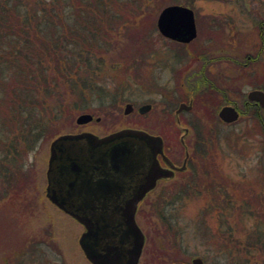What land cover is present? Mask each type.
<instances>
[{"label":"rangeland","instance_id":"rangeland-1","mask_svg":"<svg viewBox=\"0 0 264 264\" xmlns=\"http://www.w3.org/2000/svg\"><path fill=\"white\" fill-rule=\"evenodd\" d=\"M122 1L129 6L121 9L129 22L114 35L112 46L93 58V66H99L93 76L99 92L85 96L89 107L74 111L69 121L60 116L50 135L19 161L23 171L32 175L30 190L20 198L12 197L13 191L0 199V264H54L57 257L44 239L49 234V229H44L47 222L58 228L57 240L67 264H88L77 243L81 226L58 212L45 196L49 149L56 137L81 131L103 136L140 128L161 135L175 159L183 155L178 141L181 133L173 129L172 115L180 102L190 100L183 73L194 67L195 61L181 44L158 33L156 20L163 8L181 5L195 12L197 36L188 45L195 52L220 44L222 34L233 31L234 38L229 41L235 40L249 51V44L257 40L256 25L264 20V16L244 15L238 0ZM251 4L263 8L264 2ZM211 25L215 32L208 35L214 31ZM251 81L244 79V92L251 89ZM75 102L77 98L70 96L63 105H53L58 111ZM127 103L133 105V114H123ZM148 104L150 110L138 119L136 109ZM83 113L100 121L77 126L75 119ZM181 117L189 124L184 125L189 130L187 148L197 135L207 138L204 162L209 167L208 187L166 205L162 215L170 220L174 236L167 233V226L153 215L149 204L142 206L137 222L146 236L143 260L146 264H190L191 259L201 258L204 264H264V135L249 117L232 124L209 123L203 103L193 102L191 111H183ZM184 179L176 176L175 181ZM154 196L151 194L148 202ZM254 236L261 238V243L251 244Z\"/></svg>","mask_w":264,"mask_h":264},{"label":"trees","instance_id":"trees-1","mask_svg":"<svg viewBox=\"0 0 264 264\" xmlns=\"http://www.w3.org/2000/svg\"><path fill=\"white\" fill-rule=\"evenodd\" d=\"M128 7L122 0H0V199L13 191L12 197L20 198L30 190L32 175L19 161L50 135L60 116L69 121L74 111L89 107L84 97L100 90L93 77L99 66H93V58L106 52L129 22L121 11ZM184 86L187 98L206 107L207 82L201 71L186 74ZM255 87L264 90V81ZM70 96L77 102L54 109V103L63 105ZM205 110L208 121L218 120L215 110ZM253 118L264 135L263 113ZM195 142L190 158L198 161L189 163L179 186L165 188L151 204L167 233L172 234L170 220L162 215L166 205L208 187L209 167L203 156L207 138L197 135ZM252 240L261 243L257 236Z\"/></svg>","mask_w":264,"mask_h":264},{"label":"flooded vegetation","instance_id":"flooded-vegetation-1","mask_svg":"<svg viewBox=\"0 0 264 264\" xmlns=\"http://www.w3.org/2000/svg\"><path fill=\"white\" fill-rule=\"evenodd\" d=\"M238 1L241 6L240 10L244 15L264 16V5L263 8H254V5L251 4L257 0ZM258 1L264 2V0ZM192 12L196 28L195 12L193 10ZM210 27L213 29L212 25ZM213 32H215V30H211L208 35ZM234 32L235 31H233L231 35L222 34L221 39H223V41L220 44H216V46H213L212 44L210 47L207 46L206 49L208 50L201 52H195L188 47V45L196 39L197 30L195 38L189 43H181L173 40L169 41L181 44L182 47L187 50L185 53L189 56L192 55L194 58L195 66L187 69L185 72L186 74L194 70H199L204 75L208 90L205 109L207 108L209 112L210 110H215L218 119L215 122L208 121L209 123L232 124L240 118L249 117L259 128H261L259 126L260 123H257L253 118V114L256 113L258 115L261 111L264 115V107H262L259 102L248 100V94L252 91H261L264 93L263 89L255 87L256 83L264 81V20L256 25L255 35L257 40L252 42L251 45L249 44V51L245 52L241 46L237 45L235 40L229 41V39L234 38ZM208 37L210 38L211 36ZM201 57L204 58L203 63L201 62ZM256 69L258 70L256 71ZM185 73H183L184 76L186 75ZM246 77L252 79L249 83L251 89H249L248 92H244L243 90V81ZM181 103H184L187 106L190 105L191 108L187 111H191L193 107V99H190L188 103L180 102L179 105ZM225 107L233 108L236 111L238 117L235 121L227 123L219 117V112ZM138 109L139 108L136 109V112L139 116L136 117L139 119L142 115L139 113ZM183 111L186 110H182L177 115L173 113L175 121L173 129L178 132L180 131L181 133L178 141L179 146L183 148V155L180 159H175L171 156L172 154L170 155L169 146L161 135L140 128L125 129L142 130L151 136L160 137L162 139L163 153L156 154L155 158L151 160L148 158L145 159V161L141 159H137L136 161L129 160L128 169L126 170L115 169L112 164H109V169L107 165L106 169H101L96 158H90L84 155L79 156L78 153H72L69 156L70 150L66 147L60 146L58 148L59 151L56 154L57 157L53 160L50 166L51 169H48L50 159L49 149V158L45 172V196L48 189L49 194L57 193L58 198L66 200V208L72 210L76 216L85 220L88 219V221L94 223L96 233H92L95 235V238L92 239L94 240V251L96 254H106L109 250L115 249L117 254L120 255L118 256L120 261L124 262L126 260V252L130 248V243L126 240L128 237L126 238L124 233H121L120 231L117 233L118 226L123 224L121 207L124 205V202L121 200V197L130 198L132 194H135V192L140 190L145 183V177L153 164L158 170L169 175L158 178L155 181L154 187L145 194L136 207L135 223L143 234V247L137 264H146V259L144 261V257H142L146 236L137 222V219L142 213L140 212V209L143 205L146 206L149 204L151 207V204L157 203L155 200L156 195L164 191L165 188L173 185L179 186V182L175 181L176 176L181 178L182 174L188 171L189 163L192 166L194 162L196 163L198 161L197 157H194V159L190 158L194 149H196V142L190 143L188 148L185 143L189 130L184 125L189 126V124L181 119V113ZM133 113L134 107L130 114ZM91 122L98 123L99 121L97 122L93 120ZM134 123L136 122L134 121ZM84 132L87 131H81L79 133ZM141 145L142 144L139 143L138 140H129V146L133 147L134 150L140 149ZM203 156H206V154ZM119 170L121 172L128 171V173L124 176L119 174ZM107 182H109V184H107ZM118 184L120 185L119 187L115 188V186H113ZM151 194L155 195L154 200L148 202V198ZM49 203L69 220H72L81 226L82 232L78 237L77 243L85 260L88 264H91L79 244L80 237L87 232L85 225L69 213L60 209L58 205L53 204L51 201H49ZM53 223L54 222H47V226L45 225L44 227V229L46 228L45 230H47V228L49 229V234L44 235L45 242L50 250L55 253V257H57L54 260V264H67L64 258V250L62 249L60 242L57 240L56 229L58 230V228H55ZM111 260L112 258L109 260L110 263H112ZM106 261L107 260L104 258H101L102 264H106Z\"/></svg>","mask_w":264,"mask_h":264},{"label":"water","instance_id":"water-1","mask_svg":"<svg viewBox=\"0 0 264 264\" xmlns=\"http://www.w3.org/2000/svg\"><path fill=\"white\" fill-rule=\"evenodd\" d=\"M156 27L158 32L163 37L181 43H189L196 36L193 12L184 6L170 5L163 8L158 14ZM248 100L259 102L260 105L264 107V93L261 91L250 92L248 94ZM150 108V105H143L138 109V111L140 114H145L150 110ZM190 108V105L187 106L184 103H181L176 109L175 115L182 110H190ZM132 109V105L127 103L124 107L123 114H130ZM219 117L224 122L230 123L235 121L238 115L233 108L225 107L219 112ZM92 120L93 116L91 114L83 113L77 116L75 124L82 126L90 123ZM95 121L98 122L100 119L95 118ZM131 139L138 140L139 143L142 144L140 149L134 150L133 147L129 146V140ZM59 146L68 148L70 150L69 156L72 153H78L79 156L84 155L90 158H96L101 169H106L107 166L109 169V164H112L115 169L126 170L128 169L129 160L136 161L137 159H141L145 161L147 158L151 160L155 158L156 154L163 153L162 139L160 137L151 136L142 130L121 129L103 137H98L88 132L79 134H64L55 138L50 145L48 169L50 168L53 160L57 157L56 154L59 151ZM127 173L128 171L121 172L119 170V174L124 176ZM168 175L169 174H164L163 171L158 170V168L152 164L145 177L146 181L140 190L135 192V194H132L130 198L121 197V200L124 202V205L121 207V218L123 220V224L118 226L117 233L119 231L124 233L125 237H128L126 240L130 243V248L126 252V260L124 262L120 261L118 257L120 255L117 254L115 249L109 250L106 254H96L94 251V240L92 239L95 238V235L92 233H96L94 223L88 221V219L85 220L76 216L72 210L66 208V200L58 198L57 193L49 194L48 189L46 197L53 204L58 205L60 209L69 213L85 225L87 232L80 237L79 244L91 264H102L101 258L107 260L106 264H137L143 247V234L135 223V211L137 204L145 196V194L154 187L155 181L158 178L166 177ZM107 184H109V182H107ZM113 186L116 188L120 185L118 184ZM110 258H112V263L109 262ZM191 264H203V262L200 258H194L192 259Z\"/></svg>","mask_w":264,"mask_h":264}]
</instances>
